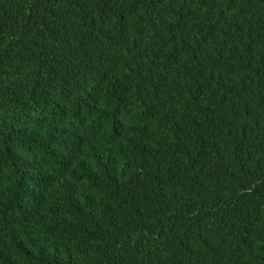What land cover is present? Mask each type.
<instances>
[{"label":"trees","instance_id":"1","mask_svg":"<svg viewBox=\"0 0 264 264\" xmlns=\"http://www.w3.org/2000/svg\"><path fill=\"white\" fill-rule=\"evenodd\" d=\"M0 264H264V0H0Z\"/></svg>","mask_w":264,"mask_h":264}]
</instances>
